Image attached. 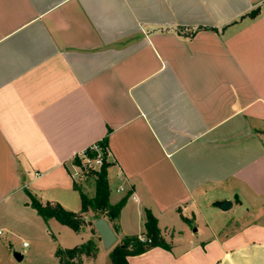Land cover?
<instances>
[{
    "label": "crops",
    "instance_id": "crops-1",
    "mask_svg": "<svg viewBox=\"0 0 264 264\" xmlns=\"http://www.w3.org/2000/svg\"><path fill=\"white\" fill-rule=\"evenodd\" d=\"M104 138L110 203L129 194L105 219L116 243L149 210L170 245L128 264H264V0H0V264L97 239L24 189L78 213L72 160ZM23 231L38 252L15 248ZM97 243L84 263L109 257Z\"/></svg>",
    "mask_w": 264,
    "mask_h": 264
},
{
    "label": "trees",
    "instance_id": "trees-1",
    "mask_svg": "<svg viewBox=\"0 0 264 264\" xmlns=\"http://www.w3.org/2000/svg\"><path fill=\"white\" fill-rule=\"evenodd\" d=\"M259 13V9L253 10L244 17L255 18ZM101 149V166L97 170L89 169L87 174L94 178V192L92 196L83 193L74 182L73 188L78 192L80 198V211L73 213L65 210L56 202L42 203L34 197L27 189L25 194L29 199L28 205L36 211L44 222L54 219L60 225L68 227L74 233H80L84 227V218L89 213H94L95 218L104 217L107 221L113 222L119 218L120 212L124 207L128 198L127 194L121 198L116 204L110 203V188L107 179V170L110 163L107 160V138L96 144ZM87 158L95 159L98 154L96 151L88 149L84 152ZM76 158V157H75ZM77 166L83 170L80 162L75 159ZM188 224L191 222L181 217ZM144 232L140 236H126L120 239L119 243L114 245L109 251V259L111 264H128L127 257L141 255L150 249L161 248L170 251V245L167 244L160 234L156 218L149 210L144 211ZM93 233L97 234L95 229ZM99 236L97 239H90L84 244L72 249H57L55 257L57 264H86L82 258L93 259L98 253Z\"/></svg>",
    "mask_w": 264,
    "mask_h": 264
},
{
    "label": "rangeland",
    "instance_id": "rangeland-1",
    "mask_svg": "<svg viewBox=\"0 0 264 264\" xmlns=\"http://www.w3.org/2000/svg\"><path fill=\"white\" fill-rule=\"evenodd\" d=\"M98 152H101V149L100 148H98ZM75 159H77L80 162L81 166L83 167V170H81L77 166ZM86 159H87V155L84 153V154H82V155L77 156L76 158H74L72 160V165L74 166V168L76 170V173H77L78 181L76 182V184H77L78 188L83 193H85L86 195L91 196V195H93V192H94V178L90 174H87V172H88V170L90 168L86 167V165H85V160ZM113 195H114V193H113ZM102 218H104V217H102ZM84 220H85V222H84L83 229L86 228L87 226H90V228H92V231H93V229H94L93 223L96 220L94 213L87 214L85 216ZM208 220L213 221L214 226H216V225L220 224L221 217L217 216V218H216L214 215H211V216L210 215L209 216L207 215V216H205V214H204V215H201L200 217L197 218L196 224H198V225L201 226V225H204V223L206 221H208ZM243 221L244 220H241L240 222H243ZM237 223H238V221H235L234 223L231 222L228 226H226L224 228L223 234L232 231L234 229V227H236L235 225H238ZM196 224L195 223L194 224L192 223L190 227H187V228H189L188 229V233H189V231L193 233V227L196 229ZM180 226H181V222L180 221H178V223L176 225H173V227H175L174 228L175 235L177 233L176 232L177 229ZM29 233H31V232H25V231L19 232L14 237L15 248L21 249V248H23L22 247L23 243H26L27 244L28 248L25 249V251H24V253L27 254V255L30 252H33V251L36 250L35 243L31 240ZM111 248L109 250H111ZM14 252H17V250H15ZM104 254H105V251H101V253L98 256L97 264H111L108 255L107 254L104 255ZM27 258L25 259V261L19 262L18 264H46V263H48L43 258H41L40 256H34V259H33L32 262H29ZM48 264H50V263H48Z\"/></svg>",
    "mask_w": 264,
    "mask_h": 264
},
{
    "label": "water",
    "instance_id": "water-1",
    "mask_svg": "<svg viewBox=\"0 0 264 264\" xmlns=\"http://www.w3.org/2000/svg\"><path fill=\"white\" fill-rule=\"evenodd\" d=\"M213 205L222 212H226L232 207V203L230 201L215 202ZM94 229L99 236L102 242V246L105 250H109L116 244L117 238L105 219H96V221L94 222ZM195 231L196 229L193 227V232ZM12 257L18 263L21 262L23 258L20 253L14 251L12 252Z\"/></svg>",
    "mask_w": 264,
    "mask_h": 264
},
{
    "label": "built area",
    "instance_id": "built-area-1",
    "mask_svg": "<svg viewBox=\"0 0 264 264\" xmlns=\"http://www.w3.org/2000/svg\"><path fill=\"white\" fill-rule=\"evenodd\" d=\"M90 149L96 151L98 156L92 160L87 158L85 160V165H86V167H88L90 169L97 170L101 166V152H98V146H96V145L92 146ZM75 176H76V174H75ZM119 191H122V189H120ZM25 246H27V244L23 243V247H25Z\"/></svg>",
    "mask_w": 264,
    "mask_h": 264
}]
</instances>
